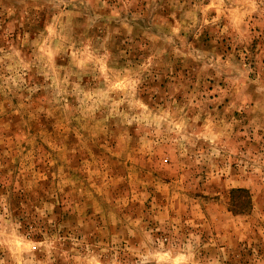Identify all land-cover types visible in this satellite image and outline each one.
<instances>
[{"label": "rangeland", "instance_id": "1", "mask_svg": "<svg viewBox=\"0 0 264 264\" xmlns=\"http://www.w3.org/2000/svg\"><path fill=\"white\" fill-rule=\"evenodd\" d=\"M0 264H264V0H0Z\"/></svg>", "mask_w": 264, "mask_h": 264}]
</instances>
